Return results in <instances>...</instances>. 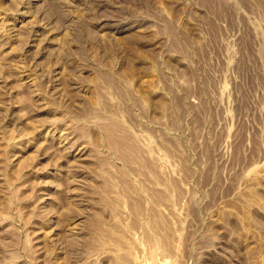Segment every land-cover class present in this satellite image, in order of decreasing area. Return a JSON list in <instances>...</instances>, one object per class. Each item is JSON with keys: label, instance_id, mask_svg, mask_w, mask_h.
Segmentation results:
<instances>
[{"label": "rangeland", "instance_id": "374dc122", "mask_svg": "<svg viewBox=\"0 0 264 264\" xmlns=\"http://www.w3.org/2000/svg\"><path fill=\"white\" fill-rule=\"evenodd\" d=\"M0 264H264V0H0Z\"/></svg>", "mask_w": 264, "mask_h": 264}]
</instances>
